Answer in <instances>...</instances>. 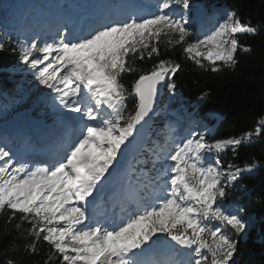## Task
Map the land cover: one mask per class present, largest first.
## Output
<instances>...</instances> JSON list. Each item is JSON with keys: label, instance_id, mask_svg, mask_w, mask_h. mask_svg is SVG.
<instances>
[{"label": "snow or ice", "instance_id": "obj_1", "mask_svg": "<svg viewBox=\"0 0 264 264\" xmlns=\"http://www.w3.org/2000/svg\"><path fill=\"white\" fill-rule=\"evenodd\" d=\"M119 7L123 18L106 17L79 31L58 24L54 34L49 29L50 42L12 40L6 32L0 38V51L10 46L39 85L55 93L54 107L78 114L69 117L76 121L72 134L45 162L13 152L6 138L0 143V216H7L6 231L17 221L16 235L2 252L4 264H24L25 256L38 255L44 244V264H234L248 222L239 215L243 208L226 210L218 201L259 165L253 160L225 166L220 154L231 149L235 155L242 144L264 134V117L238 136L208 141L207 128L183 139L169 136L152 150L153 168L161 160L168 163L135 197L119 202V214L100 211L97 198L125 149L159 115L161 87L177 95L173 78L182 70L180 63L159 59L143 71L137 60L159 57L162 44L181 46L198 68L234 71L238 51H252L238 36L257 35L264 25L233 8L213 30L192 38V0H156L154 11L135 3ZM137 71L129 91L122 76Z\"/></svg>", "mask_w": 264, "mask_h": 264}, {"label": "trees", "instance_id": "obj_2", "mask_svg": "<svg viewBox=\"0 0 264 264\" xmlns=\"http://www.w3.org/2000/svg\"><path fill=\"white\" fill-rule=\"evenodd\" d=\"M51 0H40L43 6L50 4ZM14 0H0V38L6 32L12 39L17 36L8 27L9 11ZM194 6L202 4L209 9L222 8L238 9L242 18L250 19L253 24L264 25V0H192ZM194 33L195 26H189ZM192 39V38H190ZM242 44L250 45L252 51L244 53L238 51V64L234 71L224 69L213 73L198 68L191 60L186 58L181 46L165 48L161 45V55L143 61L137 60L139 70L150 71L153 64L159 59H170L182 65L173 78L177 83L178 97L174 102L164 88L163 97L158 110L162 114L156 115L151 128V138L158 136L163 141L168 139L165 134L169 121L168 111L175 112L180 109V99L188 101L189 113L206 117L209 111L219 114L218 119L210 121L215 127L212 135H205L208 141L238 136L245 131L254 130L261 117H264V27L254 36H238ZM140 71L126 73L122 82L131 91L132 82L138 78ZM207 92L205 99L198 97ZM53 94L35 80L32 72L23 65L18 54L11 51L10 46L0 51V124L14 116L25 113L27 117L46 118L51 122H62V110L52 113L48 103L52 102ZM48 99V103L40 102ZM134 98L129 96L127 104L129 110L133 107ZM157 110V111H158ZM6 116L3 117V113ZM152 143L149 141L148 146ZM223 164L229 161L237 165L245 162H258V167L251 173H244L235 184L228 189L229 196L218 201L222 208L235 210L243 208L239 215L248 222L245 234L238 237L239 243L234 255V264H264V134L254 136L251 142L242 144L234 155L231 149L220 154ZM150 161L147 166L149 174L147 182L155 178L157 171ZM6 215L0 216V264H4L2 255L4 247L16 232L13 225H7ZM24 227H28L27 224ZM236 238V237H234ZM22 243V241H21ZM47 245L40 248L35 256H25L24 264H44Z\"/></svg>", "mask_w": 264, "mask_h": 264}, {"label": "rangeland", "instance_id": "obj_3", "mask_svg": "<svg viewBox=\"0 0 264 264\" xmlns=\"http://www.w3.org/2000/svg\"><path fill=\"white\" fill-rule=\"evenodd\" d=\"M59 0H56V2H58ZM191 12V15H192V20H190V23L192 22V21H194L195 22V24H196V27L198 26V25H201V23H200V14H199V10H197V9H194V10H192V11H190ZM209 13V16L207 17V20H206V22H207V24H208V26H202V28L200 29V32L199 33H193V37L192 38H194V37H200L202 34H204V33H207V32H210L211 30H213L214 29V27L215 26H217L218 25V23L219 22H222V18H225V12H223L222 10H212V12L211 11H209L208 12ZM33 16H31L30 17V20H31V18H32ZM32 21V20H31ZM26 22L27 23H29V18L28 19H26ZM32 23V22H31ZM13 25V24H12ZM11 25V26H12ZM15 35H24V33H20V32H15ZM20 37V36H19ZM34 37H38V34H35L33 37H29V38H27V39H32V38H34ZM21 38V37H20ZM39 41H40V43H43L44 41H43V39L42 38H39ZM50 42V41H49ZM200 51H207V49L206 48H201L200 49ZM166 92H167V89H166ZM168 93V92H167ZM168 95H170V99H171V101L172 102H174L175 101V99L178 97V94L177 95H175L174 97L173 96H171V94H169L168 93ZM179 103H180V108L182 109V111L180 112V110H179V112H178V110L176 111V112H171L170 110L168 111V116H170L171 118H173V119H175V118H177V119H179V120H181V118H183L184 116H185V113L187 112V110H188V101H186L185 99H180L179 101H178ZM53 104V103H52ZM49 106H50V104H49ZM56 107H54V106H52V112L53 113H55V111H56V109L57 110H59V111H61V110H63V111H65L64 113H65V115H67V114H71V113H69V112H67V110H64V109H59V108H56ZM158 113H159V115L160 114H162V110H158ZM209 113H215L216 114V118H213L212 116H210L209 115ZM207 117L209 118V119H211V120H214V119H218L219 118V115L216 113V112H214V111H210V112H208L207 114ZM6 116V112H4L3 113V117H5ZM19 117V115L18 116H16L15 118H14V120L16 119V118H18ZM69 119V118H68ZM0 125H2V124H0ZM196 126H202L201 127V129H200V131H197L196 129H195V131L196 132H204L205 131V128H207L208 129V131L206 132V134H212L213 133V131H212V129H211V127L209 126V127H207L206 126V123H203L202 121L201 122H199V125H197L196 124ZM172 128V127H171ZM171 128H169L168 129V131H167V134H166V137L168 138L169 136H171V137H173L174 138V136L172 135V129ZM165 144V142H161L160 143V145H164ZM152 148L150 147V148H148L146 151H145V154H148L149 152H150V150H151ZM146 156V155H145ZM155 159V158H154ZM208 159H210V158H208ZM145 162V159H144V156L143 155H141V156H137V157H134L133 156V162H132V165H133V168L137 165V164H139L140 166H141V164L142 163H144ZM166 162V161H165ZM254 171V170H253ZM143 172H145V170L143 169Z\"/></svg>", "mask_w": 264, "mask_h": 264}, {"label": "water", "instance_id": "obj_4", "mask_svg": "<svg viewBox=\"0 0 264 264\" xmlns=\"http://www.w3.org/2000/svg\"><path fill=\"white\" fill-rule=\"evenodd\" d=\"M163 89H164V86L161 87V93H160V97L158 100V104L162 98ZM154 117H155V115H153L152 119L149 120L148 123L144 125V127L140 131L139 135H137L135 137V139L132 140V148H133L135 155L141 154L142 151L144 150V148L146 147V145L148 143L149 136H150L151 125H152ZM20 118H23V114L20 115ZM18 122H20V120H18ZM1 129H3V126L1 127Z\"/></svg>", "mask_w": 264, "mask_h": 264}, {"label": "bare ground", "instance_id": "obj_5", "mask_svg": "<svg viewBox=\"0 0 264 264\" xmlns=\"http://www.w3.org/2000/svg\"><path fill=\"white\" fill-rule=\"evenodd\" d=\"M38 17H39V15H38V16H37V15H34L32 20H33V21L42 20L40 17H39V18H38ZM223 19H224V18H222L221 20H223ZM40 23H41V22H40ZM41 24H42V23H41ZM130 147H131V144H129L128 147L125 149V152H124V155H125V156H126L127 154H130V153H131V152H130V151H131Z\"/></svg>", "mask_w": 264, "mask_h": 264}]
</instances>
